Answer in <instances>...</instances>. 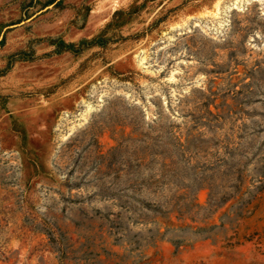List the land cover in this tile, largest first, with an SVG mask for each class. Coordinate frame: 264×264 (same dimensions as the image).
Returning <instances> with one entry per match:
<instances>
[{"label": "rangeland", "instance_id": "374dc122", "mask_svg": "<svg viewBox=\"0 0 264 264\" xmlns=\"http://www.w3.org/2000/svg\"><path fill=\"white\" fill-rule=\"evenodd\" d=\"M0 264H264V0H0Z\"/></svg>", "mask_w": 264, "mask_h": 264}, {"label": "trees", "instance_id": "16d2710c", "mask_svg": "<svg viewBox=\"0 0 264 264\" xmlns=\"http://www.w3.org/2000/svg\"><path fill=\"white\" fill-rule=\"evenodd\" d=\"M59 43H60V45H63L64 48L74 49V47H75L74 43H65L63 40H59ZM103 43L104 42L102 41V37H97V38H93L91 40L83 39L79 42V46H81V45H94V44L103 45ZM58 50L61 51L60 48H58Z\"/></svg>", "mask_w": 264, "mask_h": 264}]
</instances>
